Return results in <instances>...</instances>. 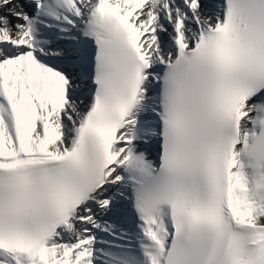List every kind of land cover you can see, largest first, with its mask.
I'll return each mask as SVG.
<instances>
[{
  "label": "snow or ice",
  "instance_id": "1",
  "mask_svg": "<svg viewBox=\"0 0 264 264\" xmlns=\"http://www.w3.org/2000/svg\"><path fill=\"white\" fill-rule=\"evenodd\" d=\"M0 264H264V0H0Z\"/></svg>",
  "mask_w": 264,
  "mask_h": 264
}]
</instances>
